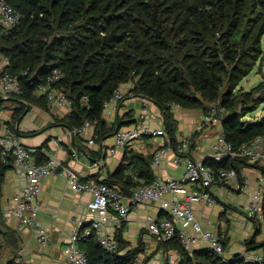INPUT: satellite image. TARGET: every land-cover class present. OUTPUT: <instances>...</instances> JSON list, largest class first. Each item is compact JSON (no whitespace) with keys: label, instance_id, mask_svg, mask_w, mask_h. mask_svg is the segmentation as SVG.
Masks as SVG:
<instances>
[{"label":"trees","instance_id":"trees-1","mask_svg":"<svg viewBox=\"0 0 264 264\" xmlns=\"http://www.w3.org/2000/svg\"><path fill=\"white\" fill-rule=\"evenodd\" d=\"M6 1L21 14L17 27L0 29V53L8 58L4 70L18 75L23 90L15 95L36 100L34 91L48 74L61 70L64 78L58 87L73 101L62 120L71 129L90 122L96 125L99 139L113 135L121 123L116 120L107 126L104 104L123 84L130 83L124 99L133 94L153 101L162 110L172 139L177 124L172 111L175 104L205 113L209 104L224 106L222 132L235 147L264 133V116L248 118L264 104V80L249 90L240 87L264 58V0ZM24 113L20 108L15 115L20 118ZM1 150L0 200L5 173L14 166V157L3 158ZM33 156L39 163L47 160L43 147L36 148ZM151 157L133 154L131 158L141 160L133 171L135 176L124 175L121 167L116 182H103L118 185L125 193L151 183ZM205 163L220 167L209 159ZM222 165L236 167L239 177L244 167H256L264 175V167L247 158ZM251 219L256 232L245 240L246 249L264 250V242L256 240L261 223ZM118 240L116 252L104 249L93 235L82 239L80 246L89 264H134L133 256L141 248L120 254L127 242ZM165 246L179 253L176 264H262L247 260L242 253L223 257L205 248L186 251L179 234ZM0 264H14V259Z\"/></svg>","mask_w":264,"mask_h":264},{"label":"crops","instance_id":"crops-1","mask_svg":"<svg viewBox=\"0 0 264 264\" xmlns=\"http://www.w3.org/2000/svg\"><path fill=\"white\" fill-rule=\"evenodd\" d=\"M0 29H3L2 24ZM6 65L4 56L0 53V71H3ZM131 87L130 83L123 84L121 90L127 93ZM34 97L37 99L25 100L15 94L9 97L0 95V134L6 128H10L25 146L35 149L43 147L46 155L56 152L58 160L75 170L81 180L116 182L121 167L124 175L135 176V169H138L141 160L137 162L136 158H131L133 154L152 156L153 180L156 176L163 179L183 176L185 165L173 162L175 152L165 157L160 165L156 166L153 161L154 151L168 143L164 135L142 136L127 147H119L113 153L109 151L118 130L137 126L141 120L154 129L167 130L162 110L150 99L145 100L144 97L130 94L124 101L119 102L118 110L105 109L104 118L107 126L112 127L116 120H119L121 125L113 135L99 139L95 124L86 126L82 132L79 130L84 125L73 130L62 120L68 115L69 109L49 106L45 99H41L43 96L38 92V88L34 91ZM39 103L45 104V107ZM145 107L148 108L147 113L144 112ZM20 108H23L25 113L18 118L15 113ZM172 111L177 123L173 139L169 133L173 145L177 146L183 138L190 137L191 142L185 155L209 165L205 160H211L213 145L223 131L221 123L214 122L201 128L200 122L205 113L201 109L173 106ZM57 119L59 123L56 122ZM7 122L11 126L6 124ZM51 124L53 125L50 126ZM91 139H94L93 143H90ZM55 141L59 142L58 145L54 143ZM45 144L47 146H44ZM33 157L37 162L36 156ZM259 164L264 167V157ZM241 175L231 185L216 184L212 187L215 204H195L196 218L204 229L216 233L225 232L223 240L226 244V257L238 253L247 257L254 252H264L262 248L247 251L245 245V240L256 232L254 221L246 216V208L250 205L254 193L259 189L264 190V184L259 181L264 175L256 167H244ZM246 177L249 180L248 187H244ZM139 180L143 181L142 178ZM23 185L24 181L14 166L5 173L0 200V214L3 217L0 220V261L21 256L27 264H67L69 235L74 229L86 231L88 226H92L96 217V213L88 206L92 195L88 192L71 190L66 178L61 175H49L42 179L38 219L49 230V244L43 246L37 240L36 227H27L15 218L7 219L5 215L14 194L20 192ZM112 186L124 194H130L125 193L118 185ZM168 216L172 218L158 202H145L134 206L130 216L122 222H118L113 216L106 229L117 239L121 237L127 242L120 250V254H126L130 249L140 247L141 250L135 255L139 254L144 264H166L175 260L177 256L180 258V255L173 249H166V242L159 240L149 231L147 221L150 218L156 220ZM178 227L180 231L192 232L191 228L184 229L180 223ZM256 240L264 242L263 226ZM191 249L193 252L202 249V246L195 245ZM179 261L180 259L175 260L174 263Z\"/></svg>","mask_w":264,"mask_h":264},{"label":"built area","instance_id":"built-area-1","mask_svg":"<svg viewBox=\"0 0 264 264\" xmlns=\"http://www.w3.org/2000/svg\"><path fill=\"white\" fill-rule=\"evenodd\" d=\"M21 19V14L15 10L6 0H0V24L4 30L16 27ZM6 63L8 58L4 56ZM64 78V73L59 69H53L46 80L38 87V92L45 97L47 104L51 107L72 108L73 101L66 92L58 87V83ZM19 77L17 74L7 70L0 71V95L9 97L22 93ZM124 91L117 90L104 104V110L113 108L118 110L119 102L124 99ZM148 100V98H144ZM174 107H180L175 104ZM148 112V108H144ZM226 113V108L218 103L210 106L204 114L200 127H205L214 122H220V118ZM91 125L86 122L79 130L82 132L86 126ZM164 135L167 137V144L157 148L153 153L155 165H160L165 157L175 152L173 162L184 163V172L181 178L167 177L165 179L156 176L149 184L135 187L130 194H124L114 187L104 182H94L81 180L78 174L71 167L63 165L57 158L56 152L44 155L47 160L39 163L34 160L33 152L35 148L25 146L20 138L14 134L12 129L6 128L0 134V147L3 158L14 157V168L24 181L20 192L14 194L12 201L5 212L7 219L15 218L22 225L37 228L38 242L46 246L49 244V230L43 226L38 219L40 209L41 181L49 175L64 176L71 190L75 192H88L92 195L88 206L96 213L90 230L81 231L74 229L68 237L67 244V264H89L86 252L81 248L82 239L94 236L95 240L107 251L116 252L119 249V240L110 234L106 225L114 216L118 222L126 220L134 206L145 202H158L160 206L167 210L171 217L161 219L150 218L147 221L149 231L163 242L171 241L179 234L182 247L192 252V247L201 245L202 249H208L213 253L226 257L224 236L225 232L216 233L204 229L195 215V204L213 205L216 199L212 193V187L216 184L223 186L231 185L238 180L239 174L236 167L221 164L237 158H247L249 162H260L264 157V133L257 136L249 144L235 147L228 141L222 132L213 145L211 160L219 164L220 167L205 165L196 161L192 156L185 155L189 148L191 139L185 137L174 146L165 128L154 129L141 120L137 126L118 130L114 136V144L110 147L111 153L119 147H127L142 136ZM94 139L90 140L93 143ZM58 145V141L54 142ZM259 181L264 184V176ZM249 180L244 179V187H248ZM264 200V190L259 189L253 195L250 205L246 208V216L260 221L264 228V216L262 205ZM178 223L184 229L191 228L192 232L179 230ZM247 260L264 264V252H254L246 257ZM14 264H27L21 256L13 258ZM180 258H175L178 261ZM171 260L169 263L175 264ZM134 264H144L140 255L134 256Z\"/></svg>","mask_w":264,"mask_h":264},{"label":"rangeland","instance_id":"rangeland-1","mask_svg":"<svg viewBox=\"0 0 264 264\" xmlns=\"http://www.w3.org/2000/svg\"><path fill=\"white\" fill-rule=\"evenodd\" d=\"M263 45H264V37H263ZM263 80H264V58L261 61H259L258 64L255 66V68L251 71V73L242 80L240 87H243L245 90H249ZM211 105L212 104H209V106ZM263 116H264V104L257 111H255L251 115V117L249 115L248 118H252L253 120H258ZM90 229L91 226H88V228H86V230H90Z\"/></svg>","mask_w":264,"mask_h":264}]
</instances>
